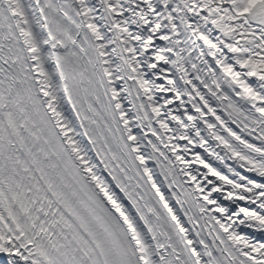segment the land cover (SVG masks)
<instances>
[{
    "label": "snow or ice",
    "instance_id": "1",
    "mask_svg": "<svg viewBox=\"0 0 264 264\" xmlns=\"http://www.w3.org/2000/svg\"><path fill=\"white\" fill-rule=\"evenodd\" d=\"M0 264H264V0H0Z\"/></svg>",
    "mask_w": 264,
    "mask_h": 264
}]
</instances>
